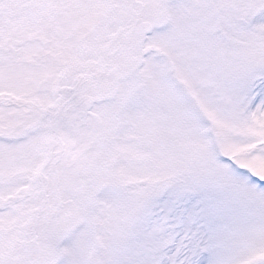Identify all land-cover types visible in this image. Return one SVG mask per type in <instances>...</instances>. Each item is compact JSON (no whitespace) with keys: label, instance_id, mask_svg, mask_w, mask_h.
<instances>
[{"label":"snow or ice","instance_id":"1","mask_svg":"<svg viewBox=\"0 0 264 264\" xmlns=\"http://www.w3.org/2000/svg\"><path fill=\"white\" fill-rule=\"evenodd\" d=\"M0 264H264V0H0Z\"/></svg>","mask_w":264,"mask_h":264}]
</instances>
